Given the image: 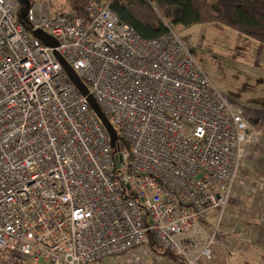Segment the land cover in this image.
Wrapping results in <instances>:
<instances>
[{
  "label": "built area",
  "instance_id": "2783aa9c",
  "mask_svg": "<svg viewBox=\"0 0 264 264\" xmlns=\"http://www.w3.org/2000/svg\"><path fill=\"white\" fill-rule=\"evenodd\" d=\"M20 8L0 0V264H95L148 238L186 264L233 248L215 229L189 258L188 234L222 215L254 134L173 26L144 39L97 0L85 19L54 0Z\"/></svg>",
  "mask_w": 264,
  "mask_h": 264
},
{
  "label": "rangeland",
  "instance_id": "374dc122",
  "mask_svg": "<svg viewBox=\"0 0 264 264\" xmlns=\"http://www.w3.org/2000/svg\"><path fill=\"white\" fill-rule=\"evenodd\" d=\"M54 2H63L64 9L67 7L65 0ZM173 28L186 42L188 51L210 83L226 96L232 107L239 110L251 126L250 131L257 137V141L251 142L253 145L248 148H257L256 162H261L264 158V93L259 90L258 84L263 82L256 75H252V72L254 65L259 67L262 63L264 45L253 39H243L239 32L227 28H211L206 24L189 26L186 34L180 29L182 26ZM257 166H240L236 188L232 191L231 199L222 215L213 211L206 221L201 222V228L197 227L188 234L192 241L187 247L189 258L196 256L203 240L215 229L234 247L225 250L217 248L211 258H196L195 264H250L251 259L255 264H264V242L258 241L264 236V179H261L264 170L260 164ZM149 244L150 242L121 256L107 258L95 264L187 263L183 256L172 252L170 255H163L159 249L151 250ZM239 245H244L246 249L237 250Z\"/></svg>",
  "mask_w": 264,
  "mask_h": 264
},
{
  "label": "trees",
  "instance_id": "16d2710c",
  "mask_svg": "<svg viewBox=\"0 0 264 264\" xmlns=\"http://www.w3.org/2000/svg\"><path fill=\"white\" fill-rule=\"evenodd\" d=\"M96 0H67L65 9L75 17H87L86 6ZM107 5L119 21L126 23L144 39L167 32V24L188 27L206 24L211 28L230 29L243 38L264 45V0H97ZM116 131V144L123 141ZM151 250L163 255L171 252L148 238ZM181 261H178L180 264Z\"/></svg>",
  "mask_w": 264,
  "mask_h": 264
},
{
  "label": "water",
  "instance_id": "95a60500",
  "mask_svg": "<svg viewBox=\"0 0 264 264\" xmlns=\"http://www.w3.org/2000/svg\"><path fill=\"white\" fill-rule=\"evenodd\" d=\"M17 1L19 4H21L20 15L21 17H24L25 11L28 7V0H17ZM33 34L35 35V37L39 38L44 44L50 45L52 47L56 46V41L53 38L46 36L41 31H33ZM54 54L56 58L62 64L64 71L67 74V77L75 85L79 93L85 97L90 109L98 117L99 121L101 122V124L103 125L105 131L107 132L109 136V141L111 145L115 146L116 131L113 125L111 124L109 119L105 116V114L103 113V111L101 110L97 102L95 101L94 97L89 93L88 88L85 85V83L78 77V75L75 73V71L70 66L65 64V62L63 61V59L57 52H55Z\"/></svg>",
  "mask_w": 264,
  "mask_h": 264
},
{
  "label": "crops",
  "instance_id": "0c3cea01",
  "mask_svg": "<svg viewBox=\"0 0 264 264\" xmlns=\"http://www.w3.org/2000/svg\"><path fill=\"white\" fill-rule=\"evenodd\" d=\"M180 29L184 31V34H186L185 31H188L189 26H188V28L182 27ZM217 29H219V28H217ZM243 39H246V38H243ZM245 41H248V40H245ZM250 45H251V43H250ZM261 57H262V63H261V65L259 67L255 66V65L253 66L254 72H252V75H256V77H258V78H260L262 80L263 83L258 84V87H259V90L264 93V54H262ZM255 59H256V57H254V60ZM259 60H257L256 63H258ZM258 104H260V103H258ZM262 104H264V102ZM256 141H257V137L256 136L255 137L252 136L250 141L245 145V150H244L245 154H244V157H243V159L241 161V166H243L245 164H248L249 166H252V168H253V167H256L257 164H260L261 169L264 170V158L261 159V162L260 161L256 162V161H258L256 159L257 158V153L255 152V150H257V148L255 150H253V148L252 149L248 148L250 145H253V143L251 144V142L256 143ZM257 167H259V166H257ZM261 179H264V174L263 173H262ZM252 241L256 242L254 240V238H252ZM258 241H263L264 242V236H262L261 239L258 240ZM262 251L264 252V247H263ZM257 257H259V256H257ZM250 264H255L253 259H251Z\"/></svg>",
  "mask_w": 264,
  "mask_h": 264
}]
</instances>
